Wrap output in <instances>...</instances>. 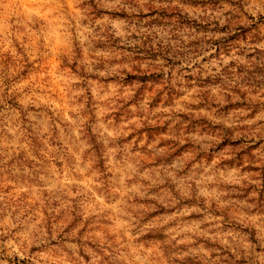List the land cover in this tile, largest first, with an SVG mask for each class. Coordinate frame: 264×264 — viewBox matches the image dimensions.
Wrapping results in <instances>:
<instances>
[{"label": "rangeland", "instance_id": "rangeland-1", "mask_svg": "<svg viewBox=\"0 0 264 264\" xmlns=\"http://www.w3.org/2000/svg\"><path fill=\"white\" fill-rule=\"evenodd\" d=\"M0 264H264V0H0Z\"/></svg>", "mask_w": 264, "mask_h": 264}]
</instances>
